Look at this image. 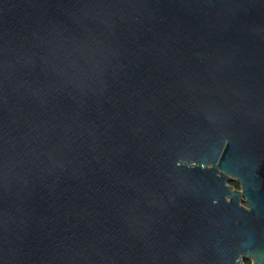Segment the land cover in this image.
I'll return each instance as SVG.
<instances>
[{"label":"water","instance_id":"water-1","mask_svg":"<svg viewBox=\"0 0 264 264\" xmlns=\"http://www.w3.org/2000/svg\"><path fill=\"white\" fill-rule=\"evenodd\" d=\"M246 260L264 0H0V264Z\"/></svg>","mask_w":264,"mask_h":264},{"label":"flooded vegetation","instance_id":"flooded-vegetation-1","mask_svg":"<svg viewBox=\"0 0 264 264\" xmlns=\"http://www.w3.org/2000/svg\"><path fill=\"white\" fill-rule=\"evenodd\" d=\"M229 185H231L234 189H240V185L236 181L229 182Z\"/></svg>","mask_w":264,"mask_h":264},{"label":"trees","instance_id":"trees-1","mask_svg":"<svg viewBox=\"0 0 264 264\" xmlns=\"http://www.w3.org/2000/svg\"><path fill=\"white\" fill-rule=\"evenodd\" d=\"M246 264H251V261L246 260Z\"/></svg>","mask_w":264,"mask_h":264}]
</instances>
